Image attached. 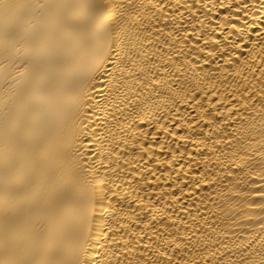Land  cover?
Returning <instances> with one entry per match:
<instances>
[{"label":"bare ground","instance_id":"1","mask_svg":"<svg viewBox=\"0 0 264 264\" xmlns=\"http://www.w3.org/2000/svg\"><path fill=\"white\" fill-rule=\"evenodd\" d=\"M0 264H264V0H0Z\"/></svg>","mask_w":264,"mask_h":264}]
</instances>
